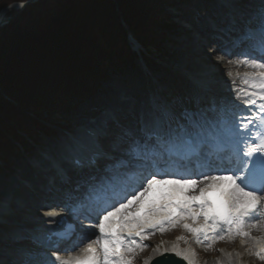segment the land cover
Here are the masks:
<instances>
[{
  "label": "snow or ice",
  "instance_id": "snow-or-ice-1",
  "mask_svg": "<svg viewBox=\"0 0 264 264\" xmlns=\"http://www.w3.org/2000/svg\"><path fill=\"white\" fill-rule=\"evenodd\" d=\"M25 6L0 4V23ZM231 6L239 10L230 22L233 43L246 49L236 63L255 69L244 74L251 91L238 90L236 99L246 106L259 100L258 111L228 120L215 100L198 92L181 98L162 90L100 109L31 164L68 201L88 207L96 239L68 258L54 251L12 264H134L145 239L177 226L208 247L241 237L264 261V236L251 235L252 229L264 232V0L258 7L245 0ZM128 173L130 182H117ZM18 239L35 242L24 234ZM171 251L194 264L190 250Z\"/></svg>",
  "mask_w": 264,
  "mask_h": 264
},
{
  "label": "trees",
  "instance_id": "trees-1",
  "mask_svg": "<svg viewBox=\"0 0 264 264\" xmlns=\"http://www.w3.org/2000/svg\"><path fill=\"white\" fill-rule=\"evenodd\" d=\"M185 2L38 0L9 13L0 27V175L14 173L41 135L55 133L44 121H63L73 99L98 90L110 73L127 72L137 55L130 35L156 64L154 52L179 26L166 7Z\"/></svg>",
  "mask_w": 264,
  "mask_h": 264
},
{
  "label": "rangeland",
  "instance_id": "rangeland-1",
  "mask_svg": "<svg viewBox=\"0 0 264 264\" xmlns=\"http://www.w3.org/2000/svg\"><path fill=\"white\" fill-rule=\"evenodd\" d=\"M253 4L259 3L257 1H252L250 5ZM182 7L183 8L181 9H176V7L170 5L166 7L169 12L175 13L176 15L179 14L174 20L181 27L178 26V28L170 34L169 40H164L161 45V53L158 51L154 52L163 62L165 60L162 67H160V65L152 66L153 64L146 65L140 58H138L139 56H137L135 62L132 63L131 66H128L125 74L110 73L108 79L101 84L98 90L91 94L84 95L81 98L73 99L74 101L71 102L74 106L73 112L64 115L63 121H60L66 129H71L70 132H67V130H59L50 138H45L44 135H41L40 145L35 148L33 157L28 160H22L14 174L10 176L0 175V201L6 200L5 202H9L4 209L5 211L13 213L24 208L26 206L25 201H28V198H34V202H39L37 201L39 199L35 197L27 187V185H29V187H35V190L39 193L43 192V187H40L39 189V186L37 187L36 185L41 182L40 179L42 175H36L31 171L33 159L39 153H43V151L47 152L51 142L63 135L70 134L81 124L88 123L89 120L87 117L96 114L104 107L118 103L119 98H124L128 101L141 94L147 96L153 90L165 89L166 93H170L175 97L184 98L185 95L189 96L195 92V87L193 84L189 83L179 71L172 72L170 65L178 63L182 66H187L189 70L197 74L208 72L215 73L217 72V69L221 67L219 60L229 59L222 54L216 53L213 56V63L209 61L207 62L202 58H205L208 54H212L213 47L219 42L217 39H213L215 34L209 27L211 24L213 25L216 22H220V19H214L217 12H219L220 16L224 13L220 8L219 0H188L182 5ZM3 18H7V16ZM198 39H200V41ZM191 42H194V45H191ZM201 43L206 44V52L200 56H196L195 50L201 47ZM195 64H197V66H194ZM165 67L168 69H164ZM229 72L232 74L233 70L228 67L223 72L214 75L218 76V78L225 84V79L229 77ZM213 79H216V77L213 76ZM224 84L223 86L227 85ZM24 181L27 182L26 186H24ZM43 194L44 192L42 195ZM42 195H39V197L44 199ZM33 206H38L35 213H37L38 210L39 215L43 213L41 205L32 204L30 207L33 208ZM1 209L2 208H0V214L2 213ZM31 213L32 212L28 210L26 215H32ZM19 217L13 218L19 219L20 223L23 225H19L15 230H23L25 227H30V220H27L26 216L25 218L28 222L24 220V217ZM38 218L39 217L31 218V220L35 221ZM6 231L8 230H5V227H0V250H2L0 259H3L4 264H12L13 261L22 258V255L18 254L17 250H26L27 248H30V245L16 242L14 245L7 247L6 249V246L2 245V239L8 238L12 235L11 232L5 233ZM2 232L5 234L2 235ZM174 234H180V237L185 238L182 240L185 242L193 237L192 233L190 236L185 235L180 226L151 236L148 240L143 242L147 247L143 250H137L134 264H139L142 255L143 257H147L153 252V249L156 246H154L155 241L163 239V237L173 238ZM251 235L253 237H259L252 233ZM246 242L248 244L245 248L251 256L243 257L244 254L241 250V246ZM186 246L191 247L188 242ZM195 246L196 245L193 247ZM216 252H220L221 255L216 254ZM254 252L255 249L250 241L245 240V242L242 243L241 237H235L234 239L225 238L215 246L206 247L204 253H202V258L203 261L208 264H264V261L260 260ZM222 255L224 256L222 257Z\"/></svg>",
  "mask_w": 264,
  "mask_h": 264
},
{
  "label": "bare ground",
  "instance_id": "bare-ground-1",
  "mask_svg": "<svg viewBox=\"0 0 264 264\" xmlns=\"http://www.w3.org/2000/svg\"><path fill=\"white\" fill-rule=\"evenodd\" d=\"M216 16H217L218 20L221 17L220 14H219V12L216 13ZM224 23L225 24H228V22H226V21ZM198 40L200 41V39H198ZM191 45H194V42H191ZM205 45H206L205 43H201V47H199V49L195 50V55L196 56H200V55H202V54H204L206 52V48H205L206 46ZM213 56H214V53L208 54V55H206L205 58L204 57H202V58H203V60H206L207 62L209 61V62H212L213 63L214 62ZM236 61H237V59L236 60H232L230 62H221V67L217 69V72L216 73L218 74V73L223 72L226 68H228V66H230L231 68L236 69V70H249V69H252V68L247 67V66H244V65H238L236 63ZM194 66H197V64H195ZM228 80H238V77L235 76V75H231V76H229L227 78V81ZM118 101L119 102H124V101H127V100L124 99V98H122V99L119 98ZM25 202H26V206L24 208H21V209L17 210L16 212H14V213H12L10 215L11 216H14V217H16V216L19 217L20 216V218L21 217H24L25 218V216H26L27 220H31L30 217H36L38 215L37 213H35L36 207L35 208H32V215H26V214H27L28 209H30V206H32L31 204L33 203V205H38V202H34V201H25ZM12 223H17V221H14ZM16 227H18V226L17 225H13V224L12 225H5V230H12V229H14ZM251 232L253 234H260V233H263L264 234V232H260V231L255 230V229H252ZM163 238H167V237H163ZM168 239H172V237H169ZM7 241L8 240L3 241L2 244L5 245V246L11 247L12 245L9 242H7ZM189 242H191L192 244H194V240L193 239L189 240ZM175 244L176 243H172V245H170L169 247H166V246L163 245V243H161L160 245H158V247H155L153 249V252H152L151 256L157 255V254H159V253H161L163 251H170V252H172L171 249L173 248V246H175ZM184 245H185V242H180V245L178 246V248L181 249V250H184V251L190 250L188 248H184ZM246 245H247V243H245L244 245H242L241 246V250L243 251L244 256H249L250 254L247 251V249L245 248ZM192 253H194V252L190 250V255ZM196 253H194V255L192 256V260L194 261V264H206L202 260H199V258L202 256V250L198 249V250H196ZM216 254L221 255L220 252H216ZM223 256L224 255H222V257ZM148 260H149V258H147L145 260V262L148 263L149 262Z\"/></svg>",
  "mask_w": 264,
  "mask_h": 264
},
{
  "label": "water",
  "instance_id": "water-1",
  "mask_svg": "<svg viewBox=\"0 0 264 264\" xmlns=\"http://www.w3.org/2000/svg\"><path fill=\"white\" fill-rule=\"evenodd\" d=\"M36 1H38V0H26V1H23V3H25V5H26L23 9H25L27 6L33 4ZM14 3H19V2H14ZM23 9H20L19 11H21ZM12 18H13L12 16L7 17V18H3V21L4 22L3 23H0V27H2L4 25H6L7 23H9L12 20ZM169 262H171V264H175L178 261H176L175 258H174V260L173 259L172 260H169Z\"/></svg>",
  "mask_w": 264,
  "mask_h": 264
}]
</instances>
